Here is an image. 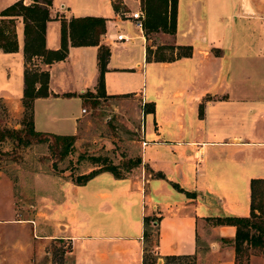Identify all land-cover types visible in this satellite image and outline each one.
I'll return each mask as SVG.
<instances>
[{
	"label": "crops",
	"instance_id": "0c3cea01",
	"mask_svg": "<svg viewBox=\"0 0 264 264\" xmlns=\"http://www.w3.org/2000/svg\"><path fill=\"white\" fill-rule=\"evenodd\" d=\"M15 1L0 0V10ZM115 1L106 0L103 11L52 0L49 49L61 47L63 17L105 18L106 95H94L99 45H70L67 57L52 63L34 56L31 64L50 72L49 94L34 99V124L48 133L83 135L94 100L124 112L135 103L144 123L139 118L125 128L134 136L125 142L141 161L123 176L103 170L82 184L65 180L46 205L31 211L17 208L13 181L0 174L11 197L9 211L0 212V264H34L41 247L49 244L52 255L51 246L65 241V264H142L145 216L156 218L160 258L205 250L206 264H234V246L223 240L235 237L236 226L215 218L249 215L250 180L264 178V0H177L174 33L138 30L131 18L119 16L140 1L119 0L121 9ZM16 29L18 50L0 48V97L21 115L27 67L22 16ZM121 31L130 39L114 40ZM161 33L174 38L167 60L148 53ZM93 180L98 184L89 185ZM249 264H264V253L252 252Z\"/></svg>",
	"mask_w": 264,
	"mask_h": 264
},
{
	"label": "trees",
	"instance_id": "16d2710c",
	"mask_svg": "<svg viewBox=\"0 0 264 264\" xmlns=\"http://www.w3.org/2000/svg\"><path fill=\"white\" fill-rule=\"evenodd\" d=\"M52 0H33L26 4L24 0H16L3 10H0V48L5 51H16L19 48L17 35V17L22 16L25 23V56L27 67L25 69V88L23 94V105L25 113L23 125L16 127H0V143L6 140L14 142L15 146H28L35 141H49L51 149H57L62 157L74 149L75 134H56L40 131L34 124V99L49 94L50 72L31 64L34 56H42L46 63L64 59L68 55L70 45H99L98 65L99 79L97 94L104 96V72L110 54L108 44L101 41L105 32V18L102 16L85 15L73 16L70 19L62 18L61 26V47L49 49L46 47V25L52 19L50 5ZM115 7V4H114ZM144 12V29L147 31L163 30L174 32L176 27L177 0H146L141 7ZM182 53L188 52L187 46ZM156 60H167L165 57H156ZM170 59V58H169ZM97 100L93 101V105ZM148 103H146L147 105ZM152 110V102L149 103ZM10 153L7 150H0L2 154ZM90 158L96 162H102L88 172L79 173L74 177L78 184L85 183L89 178L100 171L109 170L115 176H123L121 165L108 161L106 156L91 155ZM141 161L140 157L130 158L124 167L129 170ZM179 190L182 187L174 183ZM251 198L249 215H223L215 218L216 223L233 224L236 226V234L233 239L224 238V242L232 244L235 250L234 264H249V257L252 252L264 253V178L254 177L250 180ZM188 195L193 192L186 191ZM156 218L144 217V240L149 238L150 229L156 224ZM148 249V248H147ZM144 248L142 264H147V251ZM195 258V254H167L164 255L163 264L181 258Z\"/></svg>",
	"mask_w": 264,
	"mask_h": 264
},
{
	"label": "rangeland",
	"instance_id": "374dc122",
	"mask_svg": "<svg viewBox=\"0 0 264 264\" xmlns=\"http://www.w3.org/2000/svg\"><path fill=\"white\" fill-rule=\"evenodd\" d=\"M67 1L73 8L86 5L108 11V6L105 3L106 0ZM139 1L142 7L146 0ZM115 2L121 9L120 1L116 0ZM135 7H137V5H135ZM120 11L121 17L124 18L125 12L127 11L124 10V8ZM127 27L131 28L132 33H139L138 30L133 29L132 25L128 24ZM122 29L125 30V25H122ZM143 31L146 33L144 27ZM169 33H163V35L161 33L155 35V38L153 37V42L156 46L154 48H149L148 53L150 57L172 58L174 56V38L169 35ZM111 103L99 100V103L89 107L92 120L91 123H89L90 126H88V135L86 133L83 135L80 133L77 134L73 151L64 157H62L57 149H51L49 141H35L28 146H15L14 142L9 139L0 143V150H7L10 152L8 154H2L0 157V174H6L13 181L17 208H23L24 206L25 210L31 211V209H34L33 206H35V210H37L38 206L43 207L46 205V203H48V196L50 193L54 192V187L56 185H60L61 182L65 180L75 181L74 177L77 174L88 172L102 164L100 161L96 162L92 160L90 158L91 155L106 156L108 161L121 165V172L123 174H127L128 171H130L131 168L127 170L124 167L127 164L125 162L130 158H136L137 155L135 154L136 150L132 152L128 150L129 141L125 142V139H134V136L126 133L127 131H125V128H134L139 118L140 120L138 123H140V121L144 123V118L143 115L142 117H138L137 114L134 113V110L137 109L135 103L131 106L130 110L126 112L120 110L118 106H116V108H111ZM24 110L21 115H17L13 111L10 103L6 99L0 97V127H21L23 125ZM146 120L148 121V116ZM96 184H98L96 180L89 183V185ZM9 192V185L5 177H3L0 179L1 213L8 212L10 209L11 197ZM96 216L97 215L94 214V217ZM39 234L42 235L41 232H39ZM41 240L45 239L41 238ZM155 240L156 227L153 226L152 229H150L149 238L144 240V248H148L147 251H145L147 254V264H163L164 262V258H160L155 251ZM51 247L54 252L52 255H49V244L41 247V255L38 259L35 258L34 264H65V260H67L65 250L69 247L67 241L61 245H59L58 242L55 247ZM207 256L204 250L201 255L195 254V258L176 259L167 264H206L205 260ZM241 263L242 262H240V264Z\"/></svg>",
	"mask_w": 264,
	"mask_h": 264
},
{
	"label": "built area",
	"instance_id": "2783aa9c",
	"mask_svg": "<svg viewBox=\"0 0 264 264\" xmlns=\"http://www.w3.org/2000/svg\"><path fill=\"white\" fill-rule=\"evenodd\" d=\"M144 17L145 15H144V12L141 6L137 8L136 10H130V11L125 12V16H124V18H131L134 21V25L136 26V28L140 31H142L144 27ZM119 18H123V17L119 16ZM113 38L114 40L119 41V42H123L125 40L130 39V37H128L123 32L116 33ZM83 110L85 111V108H83ZM153 223L156 224V220H154Z\"/></svg>",
	"mask_w": 264,
	"mask_h": 264
}]
</instances>
